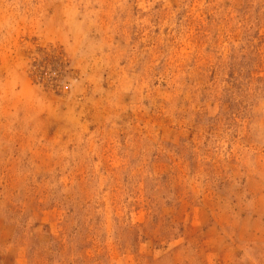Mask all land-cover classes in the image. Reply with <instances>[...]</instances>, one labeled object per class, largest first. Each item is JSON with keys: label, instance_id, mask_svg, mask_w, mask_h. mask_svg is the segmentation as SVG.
<instances>
[{"label": "rangeland", "instance_id": "374dc122", "mask_svg": "<svg viewBox=\"0 0 264 264\" xmlns=\"http://www.w3.org/2000/svg\"><path fill=\"white\" fill-rule=\"evenodd\" d=\"M0 264H264V0H0Z\"/></svg>", "mask_w": 264, "mask_h": 264}]
</instances>
